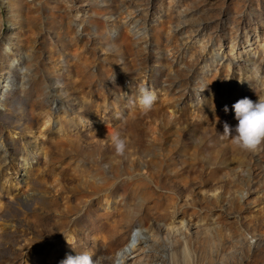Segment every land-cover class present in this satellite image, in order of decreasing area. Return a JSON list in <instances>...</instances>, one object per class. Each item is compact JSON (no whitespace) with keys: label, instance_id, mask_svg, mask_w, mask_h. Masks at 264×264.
I'll return each mask as SVG.
<instances>
[{"label":"rangeland","instance_id":"rangeland-1","mask_svg":"<svg viewBox=\"0 0 264 264\" xmlns=\"http://www.w3.org/2000/svg\"><path fill=\"white\" fill-rule=\"evenodd\" d=\"M255 92L264 0H0V264H264V143L223 135Z\"/></svg>","mask_w":264,"mask_h":264},{"label":"clouds","instance_id":"clouds-1","mask_svg":"<svg viewBox=\"0 0 264 264\" xmlns=\"http://www.w3.org/2000/svg\"><path fill=\"white\" fill-rule=\"evenodd\" d=\"M253 73L254 78H260L258 66L253 67ZM240 82L244 81L240 80ZM257 97L258 99L255 101L248 97L237 100L232 105V109L238 123L234 128L227 122L223 124V135L230 138L232 145L240 150H254L258 145L264 143V98H260L259 95ZM155 99V94L146 86L138 87L137 102L144 111L152 108ZM224 111H229L227 105L224 107ZM111 142L118 154L124 152L125 142L118 132L111 137ZM67 242L74 249L72 243L68 240ZM60 264H100V261L99 259L94 260L87 252H79L75 256L67 255Z\"/></svg>","mask_w":264,"mask_h":264},{"label":"bare ground","instance_id":"bare-ground-1","mask_svg":"<svg viewBox=\"0 0 264 264\" xmlns=\"http://www.w3.org/2000/svg\"><path fill=\"white\" fill-rule=\"evenodd\" d=\"M124 241L121 237L118 238L119 248L114 249V254L100 259V264H142L139 261V254L143 251H147L148 247L141 240ZM165 252H161V255L156 256L155 261L151 264H166V259L163 255Z\"/></svg>","mask_w":264,"mask_h":264}]
</instances>
